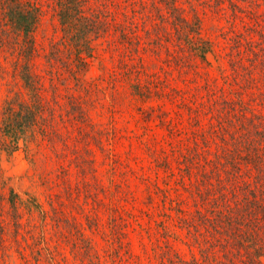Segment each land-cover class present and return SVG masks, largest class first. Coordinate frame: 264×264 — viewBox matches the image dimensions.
<instances>
[{
  "label": "trees",
  "instance_id": "16d2710c",
  "mask_svg": "<svg viewBox=\"0 0 264 264\" xmlns=\"http://www.w3.org/2000/svg\"><path fill=\"white\" fill-rule=\"evenodd\" d=\"M53 1L62 36L47 54V73L38 69L34 36L42 7L0 0V49L17 54L23 87L3 105L0 159L22 151L52 190L49 209L33 195L21 203L29 233L39 228V215L43 221L18 249L22 260L69 264L62 244L69 245L70 231L85 241L84 250L73 251L83 264H144L136 239L153 264H264V0ZM100 39L130 46L117 69L132 82L141 114L146 99L176 102L180 122L170 121L165 137L143 138L153 132L144 121L143 131L125 127L116 94L115 105L105 104V92L87 75ZM146 54L160 61L157 72L147 73ZM163 72L183 87L154 91ZM147 74L156 80L145 83ZM106 140L129 144L107 150ZM96 145L109 151L113 168L105 186L87 183ZM74 167L86 175L84 186L74 185ZM83 216L102 245L83 232Z\"/></svg>",
  "mask_w": 264,
  "mask_h": 264
},
{
  "label": "rangeland",
  "instance_id": "374dc122",
  "mask_svg": "<svg viewBox=\"0 0 264 264\" xmlns=\"http://www.w3.org/2000/svg\"><path fill=\"white\" fill-rule=\"evenodd\" d=\"M32 1L39 3L43 10L39 26L36 32L34 33V36L37 48L39 49V56L36 58L37 61L41 63V65L38 66V69L42 71L45 70L47 72L50 69L46 61L48 57L47 54L51 52L52 44L61 38L62 31L56 10L54 8V1ZM135 1L137 4H141V0ZM1 18L2 14L0 9V22ZM140 24L143 26L145 25L144 23ZM146 27L152 28V25L146 24ZM215 28L216 27L210 29L209 32H212V34L215 35L213 31ZM109 39L111 40L112 37L110 36ZM117 42L110 43L109 40L102 41V39L94 42V58H91L90 61L89 71H87L88 77L93 81H97L99 83V87H101L102 90L105 92V104L115 105V100H112L111 97L112 93L113 95L116 94L118 98V100H116L117 106L120 105L121 108L125 110V118L123 122L125 127L133 131H143V127L141 126V124H139L138 121H144L149 125V127L152 128L153 132L144 131L143 138L148 139L165 137L164 134L166 135L168 133L167 131L169 123H171L172 121L180 122L177 112L178 106L176 102L171 100L168 96L162 98L155 97L152 99H146L145 101H141V104L145 111L142 114L140 113V110L134 104L135 97L132 94L134 89V87L132 86V82L121 79L119 71L117 69L119 63L118 61L123 57V52L127 49L131 50V48L128 45H121L122 48L120 49V43L117 44ZM149 45L154 47L157 45V43H149ZM114 49L116 50L117 54L113 52ZM16 55V53L11 54L10 52L3 50L2 48L0 49V119L5 100L11 98L12 96L18 93L23 92L22 82L19 78L18 71L15 69L14 65ZM126 57L127 55L124 58ZM130 61L132 63L134 62L132 60ZM144 63L147 65V73L157 72V70L159 69L158 65L161 64L160 61L154 55L150 54H146L144 56ZM46 72L43 74H46ZM71 74L72 73L69 67V90L74 83L72 81ZM45 76V83L49 86L51 75L47 74ZM65 76H68L67 72ZM161 76L167 78H164V82L158 87L154 84H151L152 87L155 89L154 91L158 90L160 86L161 88L159 89V91H163V89L167 90L174 86H179L181 88L183 87L182 80L180 78L175 79L170 75H166L164 72L161 73ZM142 80L146 83L148 81L156 79L149 77V74H147L142 76ZM112 83L115 85V88H111L110 91L107 90L109 84ZM163 86H165V88H163ZM49 93H51V90L49 91ZM101 95L96 97H101ZM104 107H106V105ZM97 118L100 119L99 117ZM165 141H167V139H165ZM104 143L106 149L111 148L114 151H124L129 144L128 141H126L125 145H122L119 142L110 143L109 140H106ZM144 151L145 150L142 147L138 149V152L143 153ZM108 154L109 151L103 152V150L98 147V145H96L95 157L93 156L94 170L92 169L90 171L91 173H88L89 180H87V183L90 184L99 181V183L101 185L103 184L104 186L106 183L109 184V179L112 177L111 169L113 168L112 164H110L111 160L108 161ZM126 155L127 154L125 153L124 156ZM134 165H137V163H134ZM73 170L75 172L72 178L74 185L78 184L80 186H84V179L86 175L84 173H81L79 168L74 167ZM42 176L44 175L39 172L37 173L34 166L31 165L27 159H25L24 153L22 151L18 152L14 157L3 155L0 159V264L11 262L13 264H26V262L22 260V256L18 252V249L22 250L23 247H26L25 245L27 241H25V237L28 238V236H30L34 232L37 233L41 225L43 224V221L42 219H40L39 215V217L36 218L38 220L39 228H34L33 230H31V233H29L28 231L31 227L27 226L29 220L27 219L28 214L26 213L24 205H21V203L26 200L29 195H33L35 199L38 198V202H41L44 207L48 209L50 208L49 203H51V201L48 195L49 192H51L52 190L48 189L46 183L43 184ZM51 176L52 175H50L49 177ZM49 177L47 176L46 179L51 180ZM114 177H116V175H114ZM54 190H58V188H54ZM83 195L84 194H81V201H85L86 196L83 197ZM102 195L103 194L101 193V196ZM13 200L16 201V209L12 208L11 203ZM144 201H147V198H145ZM147 203L150 202L147 201ZM83 219L84 222H82L83 224H81L83 232H87V236L92 235L102 245L103 240L100 235L92 233L89 224L85 222L84 216ZM22 224H26V226L23 227ZM20 233L22 234V237L20 236ZM30 239V242L34 244L35 241L31 237ZM146 241H148L147 238ZM148 243L149 248H151L152 246L150 242ZM56 244L59 245V248H61V243L57 240L56 237H54L52 239V245H54L53 249L60 250L56 247ZM139 244L140 242L138 243L136 239L135 251H138L140 254H142L144 264H153L152 262H149L150 260L142 249L143 246ZM84 245L85 241L82 237H71V233L69 231V245L64 243L62 244V247H64L62 250L66 251V253L69 254V264H83L78 257H75L73 251L78 247L81 250H84ZM178 245L180 247L182 255L187 257L191 256V251L187 247V245L180 243H178ZM31 251L32 250L29 248L25 250L26 254L29 256L31 254ZM7 253L9 257L4 258L3 255H7ZM32 256L31 262H29L28 264H34V259L32 258ZM154 264L156 263L154 262Z\"/></svg>",
  "mask_w": 264,
  "mask_h": 264
}]
</instances>
